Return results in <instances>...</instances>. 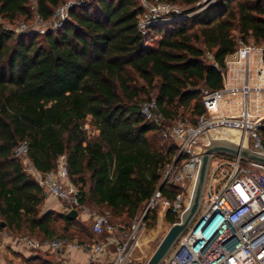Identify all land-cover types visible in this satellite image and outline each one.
Wrapping results in <instances>:
<instances>
[{"label":"trees","instance_id":"16d2710c","mask_svg":"<svg viewBox=\"0 0 264 264\" xmlns=\"http://www.w3.org/2000/svg\"><path fill=\"white\" fill-rule=\"evenodd\" d=\"M67 1L0 0V19L28 23L35 12L47 22ZM140 12L138 0H89L43 35L16 36L0 26V233L44 241L99 238L79 218L43 211L46 193L14 157L24 142L41 174L65 156L80 204L107 211L131 232L159 187L165 199L177 193L162 184L177 148L162 145L159 128L144 120L140 106L154 99L166 121L194 125L205 113L203 91L222 87L219 70L237 41L264 45V0H215L191 17L152 26L145 37L137 28ZM87 118L97 136L84 129ZM156 219L154 210L142 223L151 229ZM164 220L178 222L171 210ZM39 256L26 263L54 264Z\"/></svg>","mask_w":264,"mask_h":264},{"label":"built area","instance_id":"2783aa9c","mask_svg":"<svg viewBox=\"0 0 264 264\" xmlns=\"http://www.w3.org/2000/svg\"><path fill=\"white\" fill-rule=\"evenodd\" d=\"M214 1L195 0V4L203 9ZM88 2L69 0L56 8L47 22L34 12L31 26L25 22L15 26L6 23L5 28L16 36L27 33L43 35L59 29L67 20L71 7L84 6ZM138 2L141 12L137 16V28L144 37L152 26L185 17L178 6L164 0ZM219 72L222 87L217 91H203L205 113L194 125L186 121H166L154 99L140 106L144 120L159 128L161 138L177 148L174 162L167 166L162 180V184L177 189L172 200L165 199L159 187L130 233L121 226H113L103 216L95 217L92 231L97 237L107 236L105 241L80 242L57 236L37 241L21 237L15 240V245L33 255L45 250L59 255L65 251H80L89 263L98 262L113 247L110 264H140L132 254L137 232L145 227L142 223L144 215L162 204L180 221L192 198L193 176L202 150L210 140H221L217 138L219 131H236L240 138L235 145L253 153H264L261 136V130H264V45L257 46L252 41L239 39L236 51L226 58L224 68ZM26 154L27 144L24 142L17 147L14 157L24 161L25 174L33 178L47 196L61 202L65 213L76 210L77 218L88 216L84 205L80 204L77 189L68 179L65 156L57 159L54 170L41 174ZM118 235L124 240L119 241ZM163 264H264V165L225 154L213 155L200 210Z\"/></svg>","mask_w":264,"mask_h":264},{"label":"rangeland","instance_id":"374dc122","mask_svg":"<svg viewBox=\"0 0 264 264\" xmlns=\"http://www.w3.org/2000/svg\"><path fill=\"white\" fill-rule=\"evenodd\" d=\"M176 6H178L182 10L183 14L185 15L184 18L191 17V16H193V15H195V14H197V13H199L205 9V8L199 9L198 7H196L195 3H193L189 6H180V5H176ZM20 22H22V21L15 22L13 24V26H15L16 24H18ZM5 24L6 23L0 19V26H2V28L4 30L10 31V29L5 28ZM26 24L31 26L32 21H30ZM152 43H154V42H150V44H152ZM179 121H182V120L177 119V120L173 121L172 123L179 122ZM84 127L86 128V131L90 137L97 136L98 133L90 125V118H87L86 124ZM160 137H158V138L161 141L162 145L169 147L171 142H169L167 140H163ZM21 163L23 164V167H25L23 160L21 161ZM164 174H165V172H164ZM84 207L86 209V214H88V216L86 215L82 218L79 217V221L84 226L89 228L91 237H92L91 230H92L94 218L95 217H101V216L107 218L108 222L110 224H112L113 226H121V227H123L125 232L130 233L129 230L126 227H124L123 223H120V222H117L116 220H113L107 211H105L103 209L96 208L94 206H90L87 203L84 204ZM156 212H157V219H156L154 227L151 229H146L144 227V228L139 229L137 232V241L139 240V242H138L137 247L136 246L134 247L132 257L139 260L140 264H146L147 260L153 254L156 247L161 242L162 238L164 237L167 230L171 226L170 224L166 223L161 218V216H163V214L165 215L167 213L164 205L161 204L158 207V209H156ZM139 218L140 217H137L136 220L132 223V228L136 227ZM57 226H60V225H57ZM57 235H59V234H57ZM116 236H117V233H116ZM21 237H28V236L26 234H23V235L9 234L7 231H2L0 233V264H27L26 263L27 257H25L22 253H19V249L15 245V240L17 238H21ZM92 238L94 240L96 239L98 241H105L107 239V236H101L99 238L92 237ZM32 239L37 240V241L43 240L41 237H38V236H33ZM79 239L80 238H76L75 240L79 241ZM118 239H119V241L124 240V238H120L119 235H118ZM53 254L49 250H45L44 252L42 251L40 253L39 257L42 260H50L54 264H56L52 260ZM88 264H93V263L88 262Z\"/></svg>","mask_w":264,"mask_h":264},{"label":"water","instance_id":"95a60500","mask_svg":"<svg viewBox=\"0 0 264 264\" xmlns=\"http://www.w3.org/2000/svg\"><path fill=\"white\" fill-rule=\"evenodd\" d=\"M215 154L240 157L264 165V153H253L249 149L237 146L228 140H210L208 146L204 147L202 150L198 166L193 176V194L187 210L184 212L179 222L169 227L146 264H162L169 252L197 216L204 194L211 158ZM77 216L76 210H71L66 213V217L69 220H75ZM0 225L2 228L4 227V223Z\"/></svg>","mask_w":264,"mask_h":264},{"label":"crops","instance_id":"0c3cea01","mask_svg":"<svg viewBox=\"0 0 264 264\" xmlns=\"http://www.w3.org/2000/svg\"><path fill=\"white\" fill-rule=\"evenodd\" d=\"M43 211H54L57 213L65 212V208L61 202L58 200L46 196V199L43 204ZM162 220H164L165 215L161 216ZM165 221V220H164ZM19 253H22L25 257L30 258L34 256L31 252L27 250H22L18 247ZM112 247L111 251L108 254H105L100 257L98 262L93 264H110L113 259V251ZM40 254V253H39ZM53 254V253H52ZM52 260L56 264H88L87 257L80 251H65L62 255L53 254Z\"/></svg>","mask_w":264,"mask_h":264},{"label":"bare ground","instance_id":"6f19581e","mask_svg":"<svg viewBox=\"0 0 264 264\" xmlns=\"http://www.w3.org/2000/svg\"><path fill=\"white\" fill-rule=\"evenodd\" d=\"M239 135L240 134L236 131H228L227 132V131L221 130L218 132L217 138L222 139V140H228V141L232 142L233 144H238L239 138H240ZM138 242H139V240L136 242V245H135L136 247L138 245Z\"/></svg>","mask_w":264,"mask_h":264}]
</instances>
